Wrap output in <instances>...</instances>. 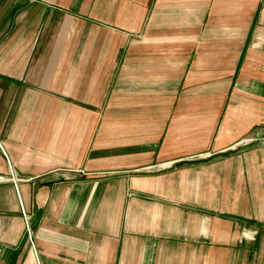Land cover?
<instances>
[{"label":"crops","instance_id":"obj_1","mask_svg":"<svg viewBox=\"0 0 264 264\" xmlns=\"http://www.w3.org/2000/svg\"><path fill=\"white\" fill-rule=\"evenodd\" d=\"M0 264H264V0H0Z\"/></svg>","mask_w":264,"mask_h":264},{"label":"rangeland","instance_id":"obj_2","mask_svg":"<svg viewBox=\"0 0 264 264\" xmlns=\"http://www.w3.org/2000/svg\"><path fill=\"white\" fill-rule=\"evenodd\" d=\"M234 236L239 238V239L245 238L246 240L247 239L249 240L250 239V231L243 229ZM235 261H236V255L233 252H227L226 262H235Z\"/></svg>","mask_w":264,"mask_h":264},{"label":"built area","instance_id":"obj_3","mask_svg":"<svg viewBox=\"0 0 264 264\" xmlns=\"http://www.w3.org/2000/svg\"><path fill=\"white\" fill-rule=\"evenodd\" d=\"M9 173H10V178L13 179L14 176H13L12 172L10 171ZM13 180H14V179H13ZM25 230H26V231H25V233H26V237H27L28 239H30V233H31V232H30L29 227H28V226H25Z\"/></svg>","mask_w":264,"mask_h":264}]
</instances>
